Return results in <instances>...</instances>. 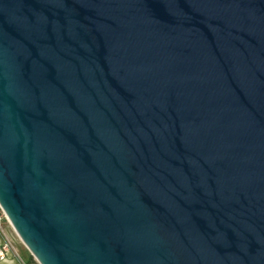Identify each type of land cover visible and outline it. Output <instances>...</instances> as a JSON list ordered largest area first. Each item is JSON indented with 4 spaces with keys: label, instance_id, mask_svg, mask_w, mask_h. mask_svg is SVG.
<instances>
[{
    "label": "water",
    "instance_id": "obj_1",
    "mask_svg": "<svg viewBox=\"0 0 264 264\" xmlns=\"http://www.w3.org/2000/svg\"><path fill=\"white\" fill-rule=\"evenodd\" d=\"M0 205L39 264H264V0H0Z\"/></svg>",
    "mask_w": 264,
    "mask_h": 264
},
{
    "label": "built area",
    "instance_id": "obj_2",
    "mask_svg": "<svg viewBox=\"0 0 264 264\" xmlns=\"http://www.w3.org/2000/svg\"><path fill=\"white\" fill-rule=\"evenodd\" d=\"M6 227H12V226L9 222V219L5 211L0 205V262L10 259L11 264H39L30 253H29L30 260L23 259L19 256L12 241L5 234L4 229Z\"/></svg>",
    "mask_w": 264,
    "mask_h": 264
},
{
    "label": "rangeland",
    "instance_id": "obj_3",
    "mask_svg": "<svg viewBox=\"0 0 264 264\" xmlns=\"http://www.w3.org/2000/svg\"><path fill=\"white\" fill-rule=\"evenodd\" d=\"M6 236L12 241L14 247L16 248L19 256L23 259H27L29 257V251L25 247V245L21 242L15 231L12 227H6L4 229Z\"/></svg>",
    "mask_w": 264,
    "mask_h": 264
},
{
    "label": "crops",
    "instance_id": "obj_4",
    "mask_svg": "<svg viewBox=\"0 0 264 264\" xmlns=\"http://www.w3.org/2000/svg\"><path fill=\"white\" fill-rule=\"evenodd\" d=\"M11 256H12V255H11ZM11 256H10V257H11ZM27 259L30 260V255H29V257H27ZM0 264H11V260H10V259H7V260H5V261H1Z\"/></svg>",
    "mask_w": 264,
    "mask_h": 264
}]
</instances>
